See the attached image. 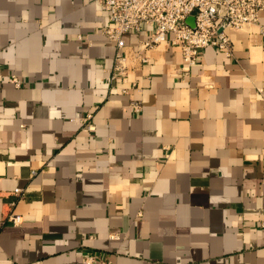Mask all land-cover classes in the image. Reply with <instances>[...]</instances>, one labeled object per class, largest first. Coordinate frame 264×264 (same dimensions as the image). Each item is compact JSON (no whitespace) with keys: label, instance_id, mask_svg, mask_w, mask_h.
Here are the masks:
<instances>
[{"label":"crops","instance_id":"crops-1","mask_svg":"<svg viewBox=\"0 0 264 264\" xmlns=\"http://www.w3.org/2000/svg\"><path fill=\"white\" fill-rule=\"evenodd\" d=\"M99 2L0 0V264H264L261 27L188 74L165 44L112 81Z\"/></svg>","mask_w":264,"mask_h":264},{"label":"built area","instance_id":"built-area-1","mask_svg":"<svg viewBox=\"0 0 264 264\" xmlns=\"http://www.w3.org/2000/svg\"><path fill=\"white\" fill-rule=\"evenodd\" d=\"M99 4L109 17V24L101 32L117 47L110 76L112 81L121 78L123 82H128L130 74L150 60L147 50L165 44L181 48L183 71L188 74L199 63L203 50L209 46L228 55L233 54L229 31H249L259 25L264 36V25L260 22L264 0H100ZM190 17L194 20L193 24L188 23ZM144 27H149V35L135 50L128 52L126 35L141 31ZM9 81L16 86L25 84L15 74ZM123 91L126 92V89L123 88ZM132 107L139 112L142 104L133 101ZM79 119L83 129H95L92 112ZM14 193L24 195L20 188L15 189ZM9 220L21 222L18 215L9 216ZM83 261L86 264H114L109 259H96L93 255H85Z\"/></svg>","mask_w":264,"mask_h":264},{"label":"water","instance_id":"water-1","mask_svg":"<svg viewBox=\"0 0 264 264\" xmlns=\"http://www.w3.org/2000/svg\"><path fill=\"white\" fill-rule=\"evenodd\" d=\"M189 22H190V24H193V23H192V18L189 19Z\"/></svg>","mask_w":264,"mask_h":264}]
</instances>
